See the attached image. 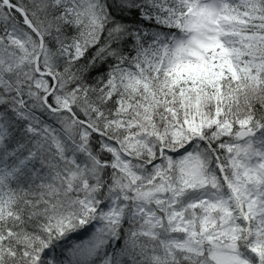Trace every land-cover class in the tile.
Listing matches in <instances>:
<instances>
[{
    "label": "snow or ice",
    "instance_id": "snow-or-ice-1",
    "mask_svg": "<svg viewBox=\"0 0 264 264\" xmlns=\"http://www.w3.org/2000/svg\"><path fill=\"white\" fill-rule=\"evenodd\" d=\"M0 264H264V0H0Z\"/></svg>",
    "mask_w": 264,
    "mask_h": 264
}]
</instances>
